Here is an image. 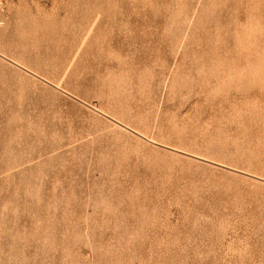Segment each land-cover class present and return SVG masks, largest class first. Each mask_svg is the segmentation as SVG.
Here are the masks:
<instances>
[{
    "label": "rangeland",
    "instance_id": "obj_1",
    "mask_svg": "<svg viewBox=\"0 0 264 264\" xmlns=\"http://www.w3.org/2000/svg\"><path fill=\"white\" fill-rule=\"evenodd\" d=\"M0 264H264V0H0Z\"/></svg>",
    "mask_w": 264,
    "mask_h": 264
}]
</instances>
